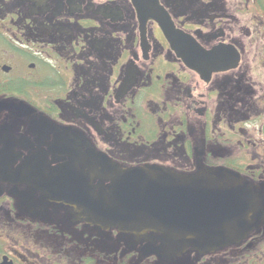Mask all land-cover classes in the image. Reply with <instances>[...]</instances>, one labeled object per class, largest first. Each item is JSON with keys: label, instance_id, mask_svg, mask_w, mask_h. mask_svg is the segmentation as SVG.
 Here are the masks:
<instances>
[{"label": "flooded vegetation", "instance_id": "af4514ba", "mask_svg": "<svg viewBox=\"0 0 264 264\" xmlns=\"http://www.w3.org/2000/svg\"><path fill=\"white\" fill-rule=\"evenodd\" d=\"M98 158L237 176L261 220L151 252L86 219ZM0 264H264V0H0Z\"/></svg>", "mask_w": 264, "mask_h": 264}, {"label": "water", "instance_id": "95a60500", "mask_svg": "<svg viewBox=\"0 0 264 264\" xmlns=\"http://www.w3.org/2000/svg\"><path fill=\"white\" fill-rule=\"evenodd\" d=\"M94 166L100 192L91 198L93 210L84 212L86 219L136 233L160 232L161 245L151 252L221 248L243 238L261 220L252 215L257 211L249 198L254 188L237 176L123 169L99 158ZM105 181L107 186L101 184Z\"/></svg>", "mask_w": 264, "mask_h": 264}]
</instances>
